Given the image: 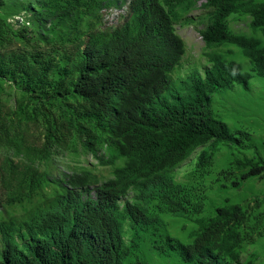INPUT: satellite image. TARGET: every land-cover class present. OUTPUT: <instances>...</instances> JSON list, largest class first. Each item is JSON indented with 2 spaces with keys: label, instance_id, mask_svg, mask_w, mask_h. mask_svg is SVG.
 Segmentation results:
<instances>
[{
  "label": "trees",
  "instance_id": "obj_1",
  "mask_svg": "<svg viewBox=\"0 0 264 264\" xmlns=\"http://www.w3.org/2000/svg\"><path fill=\"white\" fill-rule=\"evenodd\" d=\"M198 2L213 10L200 32L204 46L237 47L255 76L264 80V47L226 31L228 17L239 13L250 18L253 30L262 29L264 0H130L131 21L114 29L106 41L90 34L80 43L82 57L72 65L75 77L56 81L49 79L52 65L40 52L13 50L15 40L30 50L35 45L0 16V78H22L27 94L44 107L67 96L80 99L79 119L94 122L124 159L113 177L92 191L84 177H74L70 182L79 192L66 190L56 205L21 225L0 224V264H124L137 243L124 244L121 214L137 229L149 220L146 205L151 201L164 205L173 217L200 211L201 203L189 204L179 186L160 176L194 149L205 146L197 157L199 166L212 159L219 144L250 151L253 158L231 162L228 178L233 188L263 176L259 147L247 132L230 130L215 116L209 99L211 93L232 85L247 89L252 75L216 54L207 56L211 65L203 75L192 71L177 83L167 75L183 55L173 27L175 9L188 11ZM49 124L50 146L44 150L64 143L65 134L75 131L102 164L112 162L97 156L96 137L81 123L73 126L56 117ZM9 136V123L1 117L0 144H12ZM137 185V203L127 202L119 211L120 198ZM263 205L255 199L218 207L212 216L194 219L196 229L188 233V243L166 237L160 249L183 264L236 263L239 247L258 233L264 215L255 212Z\"/></svg>",
  "mask_w": 264,
  "mask_h": 264
},
{
  "label": "rangeland",
  "instance_id": "obj_2",
  "mask_svg": "<svg viewBox=\"0 0 264 264\" xmlns=\"http://www.w3.org/2000/svg\"><path fill=\"white\" fill-rule=\"evenodd\" d=\"M130 0H0V16L16 31L27 35L35 45L33 50L14 41L13 50L36 55L41 53L52 65L49 79H73L72 65L82 57L83 46L91 34L106 41L110 33L131 21ZM261 2L263 0H254ZM213 10L198 2L192 9H175L173 27L183 43V55L167 74L177 83L192 71L203 75L210 67L209 54L224 61L237 63L241 71L252 78L248 88L232 85L210 94V106L215 116L230 130H243L259 147L264 159V80L252 72V64L241 51L230 44L206 48L200 32L207 26ZM226 31L232 36L255 39L264 47V27L253 30L250 18L233 14L226 21ZM80 47V48H79ZM22 78H0V107L9 123L12 144H0V224L21 225L37 218L44 210L56 205L66 190L81 189L70 182L84 177L85 185L93 190L113 177L124 159L118 157L115 145L94 122L80 120L81 100L74 96L50 101L46 106L32 99L24 90ZM73 126L81 123L96 137L95 148L102 164L83 145L77 132L65 134L62 144L56 143L44 150L47 128L54 118ZM190 151L175 166L160 173L182 190L189 204L202 207L198 213L185 218L171 216L158 201L146 205L149 220L134 228L123 214L120 228L127 246L135 240L137 245L124 264H183L175 255H165L160 247L166 237L188 243L187 235L196 229L194 219L208 218L218 207L243 204L255 199L264 201V174L261 178L246 181L238 188L231 187L228 178L231 162L240 157L253 158L250 151L239 150L224 144L216 147L212 159L199 166L197 157L204 148ZM139 186H134L119 200V211L125 203H137ZM256 214L264 215V205ZM255 220L251 223L254 224ZM257 225V224H256ZM257 234L245 241L237 250L238 261L232 264H264V217ZM2 244L0 240V251Z\"/></svg>",
  "mask_w": 264,
  "mask_h": 264
}]
</instances>
